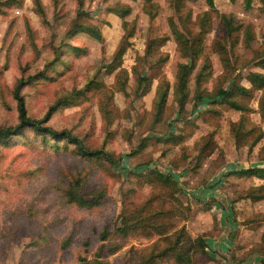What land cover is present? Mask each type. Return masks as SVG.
<instances>
[{
    "label": "rangeland",
    "instance_id": "374dc122",
    "mask_svg": "<svg viewBox=\"0 0 264 264\" xmlns=\"http://www.w3.org/2000/svg\"><path fill=\"white\" fill-rule=\"evenodd\" d=\"M40 1L44 17L33 0L0 3V125L18 120V79L43 70L20 89L28 113L39 118L67 95L46 123L120 157L121 165L84 156L75 144L30 127L1 141L0 264H143L150 253L151 264H259L264 179L227 171L264 166V85L247 79L264 73V0H252L250 8L243 0H214L213 8L205 0ZM123 6L130 11L121 17L114 9ZM224 13L236 26L231 32ZM170 21L196 46L194 57L184 53ZM74 22L97 25L102 39L71 31ZM121 44L124 52L115 57ZM187 60L194 67L179 109L176 83ZM140 75L147 78L144 94L136 91ZM236 83L250 89L230 93L243 110L213 97ZM160 84L168 93L155 117ZM197 86L206 98L192 109ZM152 169L178 183L161 182ZM77 178L85 197L102 192L98 204L67 198ZM134 210L138 216L160 210L164 232L147 225L117 231L122 216L137 222ZM163 248L166 254L157 256ZM174 252L188 262H176Z\"/></svg>",
    "mask_w": 264,
    "mask_h": 264
},
{
    "label": "trees",
    "instance_id": "16d2710c",
    "mask_svg": "<svg viewBox=\"0 0 264 264\" xmlns=\"http://www.w3.org/2000/svg\"><path fill=\"white\" fill-rule=\"evenodd\" d=\"M9 0H0V3L2 2H7ZM81 1V0H79ZM149 1V0H148ZM251 1L252 0H243V5L245 8H250L251 7ZM35 9L39 13L40 16H45V12L42 6V3L40 0H33ZM55 2V0H54ZM206 4L210 7H214V0H205ZM130 11V8L128 6H123L121 8H115L114 12L123 17ZM222 17L224 19L223 23L227 29L228 32H231L232 29L234 28L233 24V19L226 14H222ZM170 29L171 33L174 36V38L181 44L182 48L184 49V53L190 52L191 56L189 57H194L198 52L196 51V46L192 43L190 38H187L184 36V34L177 29L175 26L174 22L170 21ZM236 27V26H235ZM245 32L246 36L250 37V28L248 25H245ZM71 31L73 32H78V31H83L86 32L89 36H91L94 39L101 40L102 39V33L100 28L93 24V23H78L74 22ZM130 33V32H129ZM128 33V34H129ZM127 34V35H128ZM124 52V45H119L118 49L116 51L115 57H119L122 55ZM259 63L262 64L264 67V57L259 60ZM111 66V64L109 65ZM193 63L192 60L186 61L184 63H181L179 65V71H178V81L176 83V101L178 103L179 109H181L185 103V100L188 95V86L187 83L189 81V73L193 69ZM43 72L40 71L37 74L29 75L27 78L20 77L18 79L17 85L14 89V97L16 99V105H17V122L14 124L10 125H0V142L5 141L9 139L10 137L14 135L21 134L25 128L30 127L34 131L38 133H47L49 136L55 138V139H65L73 144L76 145L77 150L80 154L84 156H93V157H101L104 158L105 160H108L110 163L116 166L121 165V158L120 157H114L112 154H110L108 151L104 150L103 148H89L84 145L82 139L77 136L76 134L72 133L69 129L63 128V129H56L52 127L51 125L47 124L46 121L48 119L49 114L51 111L56 108L59 104H61L63 101H67L69 98L66 96H62L58 98L55 103H53L50 107H48L47 111L39 118L32 117L26 108L25 105V99L24 96L20 93V89L23 85H25L28 81L31 79L37 78L39 74ZM203 74L202 69H198L196 72V83L200 82V78ZM43 75V74H42ZM247 79L249 82L254 85L257 88H261L264 85V73L261 72H250L247 75ZM97 85L95 84L93 87H96ZM148 89V84H147V78L144 75H140L137 81V87L136 91L139 94H144ZM195 93L193 95V106L192 109H195L197 107L198 102H200L203 98H206V95L198 89V86L195 89ZM250 91L249 87L243 85V84H233L232 86L228 88L220 87L216 90L214 94V98L216 101H221L225 102L227 105L230 107L236 108L243 110L246 108L244 104L241 102L237 101L234 98L230 97V93H241L242 95L248 94ZM75 91H73L71 94L73 95ZM168 93V85L167 86H162L161 84L157 86L156 90V97L154 100V114L155 117H159L163 111L164 104L166 102V97ZM70 94V95H71ZM65 103V102H63ZM261 111L262 114L264 115V100L261 101ZM153 173L155 174L156 178L159 179L161 182L166 183V184H177L178 180L175 178L171 173L169 172H163L158 169H152ZM227 173L230 174H235L237 176H257L259 178L264 179V166H248V167H241L237 169H232L228 170ZM79 179L74 183H71L70 186L66 189L65 194L67 198H69L72 201H75L79 205L83 206H92L96 205L100 202V198L102 197V192L100 190L95 191L94 195L92 198L85 197L82 193L79 192L76 184H78ZM261 188V187H260ZM251 196V194H249ZM139 212L137 210H134L133 216L136 218V223L130 224L127 221L126 216H122V225L117 226L116 230L119 231L122 234H125L128 230L130 229L142 226V225H147L151 227L153 230H155L158 233L164 232V225L165 222L161 220L159 216L160 215V210H154L152 212H149V214L145 215H140L138 216L136 213ZM101 236H105V231L103 230L101 232ZM177 240L175 241V243ZM174 243V244H175ZM197 247L200 248L201 250H204L205 247L207 246L206 242L202 240V238H197L196 240ZM174 246H168V248H174ZM114 249V248H112ZM166 249L163 248L160 250L156 255H164L166 254ZM155 254L150 253L148 257H146L143 261V264H151L153 263L152 257ZM155 257V256H154ZM189 256L186 255L184 252H174V260L176 262H188ZM154 264H159L155 262ZM259 264H264V256H261L259 260Z\"/></svg>",
    "mask_w": 264,
    "mask_h": 264
}]
</instances>
